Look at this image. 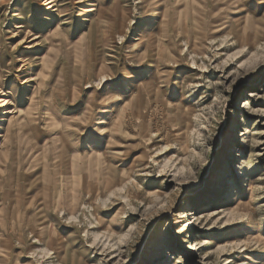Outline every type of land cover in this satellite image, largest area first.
<instances>
[{
    "label": "rangeland",
    "instance_id": "obj_1",
    "mask_svg": "<svg viewBox=\"0 0 264 264\" xmlns=\"http://www.w3.org/2000/svg\"><path fill=\"white\" fill-rule=\"evenodd\" d=\"M4 110L0 264H264V0H0Z\"/></svg>",
    "mask_w": 264,
    "mask_h": 264
},
{
    "label": "bare ground",
    "instance_id": "obj_2",
    "mask_svg": "<svg viewBox=\"0 0 264 264\" xmlns=\"http://www.w3.org/2000/svg\"><path fill=\"white\" fill-rule=\"evenodd\" d=\"M69 1V0H68ZM42 2H43V6L44 7H46V6H48L49 4H51L52 3V0H42ZM37 3V2H36ZM49 8V7H48ZM48 10V9H47ZM96 10V9H95ZM43 15V14H42ZM95 16V15H94ZM86 18V17H85ZM95 18V17H94ZM93 18V19H94ZM97 18V17H96ZM100 18V17H99ZM88 19V18H87ZM90 19V18H89ZM98 19V18H97ZM93 23V22H92ZM99 23V22H98ZM93 25V24H92ZM15 27V29H17V28H20V27H17L18 25L16 24V25H14ZM101 26V25H100ZM106 27V26H105ZM25 30V29H24ZM101 30V29H100ZM13 34V33H12ZM15 35H17V33H14ZM106 36V35H105ZM45 37H47V35L45 36ZM92 37V36H91ZM94 37V36H93ZM35 38H37V37H34V38H31L30 40H33V39H35ZM30 40H28V42L30 41ZM93 40V39H92ZM90 41V40H89ZM93 42V41H92ZM95 42V41H94ZM100 44V43H99ZM28 47V46H27ZM93 54V53H92ZM94 55V54H93ZM45 57V58H44ZM47 57H48V52L46 53V54H44L43 55V57L41 58V64L44 66V65H46L47 63H46V61H48L47 60ZM44 59H45V62H44ZM155 61V60H154ZM45 63V64H44ZM44 67H47V66H44ZM22 71V70H21ZM150 71V70H149ZM128 90V89H127ZM3 105H5L4 103H2L1 104V106H3ZM8 113V111H6V110H4V111H2L1 113H0V115H2V116H4L5 114H7ZM1 116V117H2ZM0 121H3L2 119H0ZM72 196V195H71ZM72 199H73V197H71ZM76 207V206H75ZM27 215V214H26ZM21 221V220H20ZM22 221H23V219H22ZM27 223H29L28 221H26V224ZM23 224V223H22ZM45 244V243H44Z\"/></svg>",
    "mask_w": 264,
    "mask_h": 264
}]
</instances>
